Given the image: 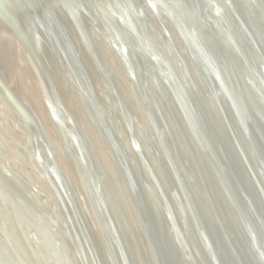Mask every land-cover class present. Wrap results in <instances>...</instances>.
<instances>
[{
	"label": "bare ground",
	"instance_id": "6f19581e",
	"mask_svg": "<svg viewBox=\"0 0 264 264\" xmlns=\"http://www.w3.org/2000/svg\"><path fill=\"white\" fill-rule=\"evenodd\" d=\"M102 1L104 0H98ZM116 1L122 5V9L119 8V4L113 2L109 6L111 10L107 12L112 19L103 24L102 19L92 10L93 0H40L37 3L38 8L49 26L39 19L30 3L32 0H0V5L3 4L5 11L24 29L35 53L44 63L48 75L53 78L65 109L81 135L100 181L103 198L131 263L151 264L146 249L139 243L137 232L139 229L132 219L134 209L121 186L117 163L68 72L64 60L66 54L72 59L71 64L76 73L81 75V81L88 86L87 93L91 101L99 108L106 125L121 147L134 178L136 190L153 216L152 225L157 234L156 242L161 258L164 254L163 261L168 259L170 264L210 262L209 254L203 249L201 241L200 256L195 247L197 239L199 240L196 230L198 222L194 218L196 215L199 222L202 223L204 220L205 227L210 220L219 239L226 244V251L220 248L223 264H264V188L260 187L264 183V172L258 163L260 159L253 153L239 121L233 114L232 104L234 108L239 105L236 91H232L233 97L231 92L228 93L232 102L230 104L220 88L213 85L215 82L213 75H216V72L212 65L203 63L197 56L207 58L203 55V49L208 47V52L218 66V73L227 76L234 85L240 84L238 92L241 93L250 115L253 114V120L261 123L264 135V124L261 121V118H264V22L261 20L259 9V2H262L264 7V0H229L248 29L253 42L239 27V22L226 0H181L195 17V22L189 25L179 7H175L174 10L180 16L178 22L184 30L181 29L184 32L182 36L173 30L169 21L171 11L168 7L163 8L160 0H154L164 9L162 12L158 8V15L152 12L146 0ZM134 1L142 10L140 17L144 18V25L149 28L152 38L144 32L143 25L138 22L139 18L132 5ZM46 2L51 6V12H54L49 15L50 17L46 15ZM1 24L3 23L0 21L1 28H4ZM78 25L87 29L95 46L97 58L125 102L131 130L141 148V158L150 164V171L144 168L133 149L118 102L108 90L102 73L97 70L82 43L77 30ZM106 27L111 28L114 34L121 38L115 37L118 39V42H115L116 47L113 46L114 42L108 36ZM200 31L206 35L204 39L206 44L203 45L201 52L200 50L198 54L195 52L197 58L195 61L189 43L195 51L196 48L193 46L197 42L195 34ZM11 34L7 31L5 38L12 37ZM204 41L201 43L204 44ZM150 52L158 55L159 64L164 69L170 65L169 70L179 77L186 90L189 105L195 106L194 114L196 116L199 114V123L208 136L215 133L220 137L222 135L223 138L225 135L236 137L234 144H228L225 139V148L221 143L219 146L221 145L220 153L227 167L229 161L235 164L233 167L230 165L233 170L229 168L230 171L227 172L236 186L238 184L236 177L240 178L244 186L240 189L241 194L244 193L242 201L246 202L248 199L253 204L254 208L251 203L248 205L247 216L241 214L247 219L249 228L243 218L240 217L239 222L227 208L222 192L216 183L213 184L214 178L209 174L203 158L205 153L209 154V148L199 147L194 141L179 104L156 70L150 66L152 63L147 58ZM241 52H245L249 58L256 82L250 75ZM72 53H76L78 60ZM128 62L134 67L130 74L126 70V67H130ZM0 80L36 123V129L51 149L56 164L71 190L76 208L83 216L91 244L98 253L99 264H108L107 258L100 251L101 238L97 220L88 211L87 197L77 168L71 159L73 149L68 152L62 144L59 128L48 110L46 96L40 85L41 76L24 46L7 47V43H0ZM224 85L229 86L226 83ZM138 88L143 92L146 104L149 105L148 111L138 96ZM159 92L169 102V109L166 108L165 100ZM155 125L159 129L165 149H161L156 142ZM197 133L201 132L197 130ZM31 144V136L26 126L18 118L13 117L9 107L0 97V162L10 167L21 182H27L36 189L38 195L47 199L35 195L34 201L38 199L36 205L39 211H32L21 202V197L13 199L8 196L9 191L6 187L8 185L6 183L3 185L0 181V264H69L71 256L66 251L65 239L68 235L57 227L58 221L55 216L60 215L44 173L26 154ZM68 144L73 148L71 139H68ZM164 150L171 155L168 153L167 155ZM167 156H170L172 164L169 169L171 174L168 175L161 166ZM199 171L204 180L209 179L212 182L207 191L199 179ZM233 173L236 174L235 177H232ZM217 175L221 176V173L217 172ZM181 194H184V197ZM164 200L167 201L166 204ZM167 205L177 217L175 221H178L181 227V236L176 232L173 221L168 216L169 210L165 208ZM221 207L224 209L223 213ZM25 222L33 227L32 234H40V237L34 234L37 238L36 244L31 245L27 240V232L23 228ZM251 231L254 232L253 235L250 234ZM229 242L233 244L232 247ZM190 244H193L194 250L188 248ZM167 250L169 257L165 255Z\"/></svg>",
	"mask_w": 264,
	"mask_h": 264
},
{
	"label": "water",
	"instance_id": "95a60500",
	"mask_svg": "<svg viewBox=\"0 0 264 264\" xmlns=\"http://www.w3.org/2000/svg\"><path fill=\"white\" fill-rule=\"evenodd\" d=\"M38 1L40 0H32V2L30 3L34 7V10L36 14L38 15L39 19L41 20V22L43 21L44 24H47L49 26L47 19L42 14V11H40V9L38 8V4H37L39 3ZM146 1L149 7L151 8L152 12H154L156 15L159 14L158 12L159 9L160 11L164 12L163 8L168 7L171 11L169 15V21L171 23V26L173 30L177 31V33L181 34V36L183 35L184 30L181 28L178 22V19L180 16L178 12L174 10L176 9L175 7L177 6L179 7V11L187 18L189 25L190 23L195 22V17L194 15H192L193 14L192 11H189L190 8L185 7L184 4L181 2V0H160L162 2L163 8L158 6L154 2V0H146ZM103 2H106V4ZM113 2H116V4H119V8L122 9V5L120 3H117L116 0H104L102 2H98V0H93L94 6H92L93 8L92 7L91 8L102 19L103 24L107 23L108 19L109 21L110 19H112V16L108 13L111 10L109 6L112 5ZM226 2L228 6L230 7L232 14H234L235 19L239 22V27L241 28L245 36L249 37L250 41L253 42L248 29L241 21L240 17L238 16V13H236L231 2L229 0L228 1L226 0ZM46 4L47 5L45 6V11L47 14L46 13L45 14L49 16L51 15L53 11L51 12V6H49L47 2ZM132 5L139 18L138 19L139 24L143 25L144 32L148 33L147 35L150 38H152V34L149 28L144 25L145 23L144 18L140 17L142 15L141 8L135 5V1ZM259 9H260V14L262 15L261 20L264 22V7L262 5V2H259ZM0 14L1 16H3L2 17L3 19L0 21L3 23L1 25L4 27V28H1L0 26V43L1 44L7 43V47H9L10 45H13V46L20 45V46H24L27 49V52H29V55L34 60L37 66V70L41 76L40 85L46 96L48 110L50 111L51 116L53 117L54 121L56 122V125L59 128L62 144L68 152L72 151L71 149H73V152L71 153V159H72L73 164L77 168L78 176L82 182L83 190L85 191V195L87 197L88 211L92 215V217L95 220H97L96 221L97 226H98L97 229L100 232V238H101L100 251L103 252L105 257L107 258L108 264H133L130 261L128 253L124 249V246L118 234L115 222L112 216L110 215L108 206L106 205L105 199L103 198V191H102L100 181L94 170L91 159L88 156L85 145L82 142V139L80 137L81 135L79 134V131L77 130V127L74 124L73 119L70 117V115L65 109L64 103L61 99L58 89L56 88V84L54 83L53 78L48 75V72L46 70L44 63L35 53L32 43L27 38V35L24 29H22L19 26V24L17 23L14 17L9 15L8 12L5 11L3 4L0 5ZM1 16H0V19H1ZM219 17L221 18V15H219ZM224 18L228 20L227 17H224ZM225 22L227 23L228 21H225ZM132 25L135 26L134 24ZM139 27L140 26H138V28ZM77 30H78L79 35L81 36L82 43L84 44L90 57L94 61L95 66L97 67V70L100 73H102L103 81L108 87V90H110L113 97L118 102V105L120 107L119 108L120 114H121L123 121L126 123L127 132H128L129 138L131 139L133 149L137 153V156L139 157V160L143 164L144 168L150 171L149 170L150 164L146 162V160L141 158V155H142L141 148H140L139 143L135 139L133 131L131 130L130 120L128 116L129 113H127L128 110L125 107V102L122 100L120 92L118 91L116 86L113 84L104 66L102 65L100 59L97 58V55L95 53V46H93L92 44V40L89 34L87 33V29L85 27L80 28L78 25ZM105 30L108 36L110 37V39L112 40V42H114L113 46L116 47L115 42H118L117 41L118 39H116L115 37L117 36V38L119 39L121 38L118 35L114 34L111 28L108 29V27H106ZM7 31L12 33L11 34L12 37H10L9 39L5 38ZM231 34L233 35L234 38H236L233 31H231ZM195 35H196L195 39L197 41L196 44L194 43L193 45L194 48H196L195 51L193 50L190 43H189V47L191 49L192 54L194 55L195 61H197L196 60L197 58L195 56L196 54H198V50H200L201 52L203 45L206 44L204 41L206 35L204 34V32H201V31L200 33L195 34ZM201 41L202 42L204 41V44L201 43ZM156 44L160 45L158 42H156ZM204 48L205 49H203V55L207 56V58H201L199 55L197 56L203 63H209L210 65H212L213 69L215 70L216 75L215 74L213 75L215 79V82H213V85L216 86V88H220L223 95L229 100L230 104H232V102L229 98L230 95L228 93L231 92V97H233L234 95H232V91L233 92L236 91V95L238 98L236 100L239 104L238 105L239 107L237 106V108L236 107L234 108L232 104L233 114L235 118H237V120L239 121L241 129L246 135L245 136L246 141L251 147V149L253 150V153H255L257 157L259 156L260 160L259 162L258 161L257 162L259 163L261 170L264 172V135L262 134L261 123L260 122L257 123L255 120H253L254 119L253 114L250 115V113L248 112V107H246L241 93L238 92V90L240 91V88H241L240 84L235 82L236 84L234 85V83L230 81V79L227 76L224 77L223 75L218 73L217 71L218 66L216 65L215 59L208 52V47L207 48L204 47ZM256 48L258 47L256 46ZM145 49L149 50V48H145ZM241 54L243 55L241 57H244V60H245V63L247 64L250 75L254 77L253 79L256 82V75H254V69L252 71L253 66L250 63L249 58L247 57L245 52L243 53L241 52ZM72 55H74L75 59L78 60L76 53H72ZM25 57L27 56L25 55ZM147 58L152 63L150 65L152 69L156 70L155 72L157 73V75H159V77L164 81L166 87L172 93V97L179 104V107L181 108L183 115L187 119V123L189 124V128H190L189 130L191 131L192 136L194 137V141L199 145V147L205 148L206 146H208L209 154L205 153L204 155L206 158L205 157L203 158L208 167L209 174L211 175V177L214 178V179L212 178L213 184L216 183V185L218 186V189L223 194V198L225 200L224 202L227 208L231 210V212L235 215V217H237L238 220L241 217L243 218V221L246 223L247 219L241 216V214L244 216H247L246 214L247 207L251 203L252 208H254L253 204L251 201L249 202L248 199L246 200V202L242 201L244 193L241 194L240 189L242 188L243 185L241 181L239 180L240 178L238 176L236 177V179H238V184L236 186L233 184L231 180V176L227 172V170L230 171L229 168L232 169V167L235 164L233 161H229L227 162L228 163V167H227L220 153L221 145L225 148V145H224L225 141H227L228 144L230 143L234 144V138L236 139V137L232 135L234 136V138H231L230 135L229 137L225 135L223 138L222 135L220 137V136L215 135V133H213L212 136L211 135L208 136V134L205 133V131H203L199 123V119H198L199 114H197V116L194 114L195 112L193 109L194 105L193 106L189 105V102H188L189 99L187 98L186 90L184 89L182 83L180 82L179 77L169 70L171 66L169 65V68L166 67L167 69H164L159 64V61H158L159 57L157 54L153 55L150 52L149 56L147 55ZM64 60L66 62V67L68 68V72L71 78L76 83L80 93L82 94L84 98L85 106L88 110V113L92 116L93 120L96 122L95 123L96 127L98 128L99 132L102 134V137L105 140V142L108 144L107 146L109 147V150H111L110 152L113 158L115 159V162L117 163V166L119 168V173H120L121 186L125 192V196L128 197V199L130 200V204L134 209L133 211L134 213L132 212V215H133L132 219L134 220L135 225L139 229L137 230V232L139 233L138 234L139 241H140L139 243L140 244L142 243L141 245L143 246V248L146 249V253H147L146 255L149 257L151 264H170L168 259L163 261L164 254H163V258H161V253L159 251V248L156 242L157 234L155 232L154 226L152 225L153 216L150 213L148 206H146L144 200L142 199L141 194H139L138 191L136 190L134 178L132 177L131 170L125 161L126 159L121 150L119 143L116 142L115 137L113 136L112 132L109 130L108 126L106 125L104 116L100 112L99 108L94 104L93 101H91L90 96L87 93L89 88L88 86L84 85V83L80 79V75L76 73V71L74 70V67L72 65L73 64L72 59L69 57V55L66 54L64 55ZM217 61L219 60L217 59ZM217 63L219 64V62ZM128 64L130 65V67L127 68L126 64H125V67H126V70L130 74L131 73L130 70L132 69L134 70V67L131 65L130 62H128ZM137 82L140 84V81L138 80V78H137ZM224 83L228 84L229 86H225ZM137 92H138L139 98L143 102V105L148 111L149 105L146 104V100L144 99L143 92L139 88ZM159 94L164 98L161 92H159ZM0 97L2 101L9 107V111L12 112L13 117L18 118L22 123H24V125L26 126L27 130L30 133L32 144L28 150L29 152L26 151V154L32 161H34L41 168L45 176L44 177L45 181L48 184V187L51 191V195L55 201V205H57L58 207L57 208L58 213H59L58 215L60 216H55L58 221L57 227L61 230L62 233L66 234V236L68 235V238L67 237L65 238L67 240L66 251L71 256V262H69L68 260V263L69 264H99L98 253L96 251V248L93 247V245L91 244L87 228L83 222L84 221L83 216L78 212L76 208V205L71 196V192H70L71 190L64 176L62 175L60 169L58 168L56 164V161H55V158H54V155L51 149L49 148L48 144L45 142L44 137L41 136L39 130L36 129V126H35L36 123L29 116L24 106H22V104L19 103L17 99L11 95L10 92H8L6 87H4L1 84V80H0ZM164 100L163 102L166 108L169 109L168 108L169 102L165 98ZM261 119H262L261 121H263V124H264V118H261ZM155 129H156L155 132L157 134L156 142L159 143L161 149L162 148L165 149L162 143L159 129L158 127H156V125H155ZM197 130L201 133L200 134L197 133ZM68 139L72 140L74 144L73 148H70L68 144ZM182 139L185 141L184 138ZM184 143L187 145L186 141ZM219 143H221L220 146H219ZM164 151H166V154L167 153L169 154L167 150H164ZM167 157L163 161L161 166H162V169L165 171V173L168 175V174H171L169 169L172 164H171L170 156H167ZM217 172H220L221 176H218ZM198 174H199V179H201L202 181L204 189L207 191L210 185H212V182H210L208 178H207L208 180H204L201 176L200 171L198 172ZM235 176L236 174L233 173L232 177H235ZM151 178H154V177L151 176ZM0 181H2L3 185L4 183L8 185L6 186L9 191L8 196L12 197L13 199H16L19 196L21 197V202L25 204V207H28L32 211H36V212L39 211L38 210L39 208L36 205L37 204L36 200L38 201V199L34 201V198H35L34 196L36 195L38 196V198H41V199H43L44 197L38 195L39 193L36 191V189L32 187L30 184H28L27 182L26 183L21 182V180L14 175L12 169L4 165V163L2 162H0ZM153 185L155 186V184ZM260 187H262L263 189L264 183ZM157 188L159 187L157 186ZM158 191L161 195L162 194L161 190L159 189ZM181 196L184 197V194H181ZM166 202L167 201H165V204ZM83 208L85 212V207ZM165 208L169 210L168 205L165 206ZM220 210L221 212L224 211L222 207L220 208ZM168 216L170 220L173 221L172 224L174 225L176 232H178V235L181 236L180 235L182 234L181 227L178 221H175L177 217L174 215V212H172L171 209L168 211ZM194 218L198 222L196 230L198 232L197 238H199V240L196 238L198 245L195 243L194 244H195V247L197 249L199 256H200V253L202 254V251L200 249V244H199L201 241V243L204 246L203 249H205L206 253L208 252L209 257H210L209 258L210 262L208 264H223V261H222L223 256L220 252V248L226 251L227 249L226 244L219 239L218 233L216 230L213 229L212 223L210 222V220L207 221L206 219L208 225L205 227L204 220L201 223L198 221L196 215L194 216ZM189 223H191L190 220H189ZM247 224L248 223H246V225ZM23 226H24L23 227L24 231L27 232L26 235H27V240L29 241V243H31V245L36 244L37 243L36 236L40 237V234L34 233L36 236L32 234L33 227L30 226V223L25 222ZM194 232L197 233L195 229H194ZM250 234L253 235L254 232L251 231ZM229 243H230V246L232 247L233 244L231 242ZM188 248L189 249L192 248V250H194L193 244H190V247ZM167 252L169 251L167 250L165 255L169 257Z\"/></svg>",
	"mask_w": 264,
	"mask_h": 264
},
{
	"label": "rangeland",
	"instance_id": "374dc122",
	"mask_svg": "<svg viewBox=\"0 0 264 264\" xmlns=\"http://www.w3.org/2000/svg\"><path fill=\"white\" fill-rule=\"evenodd\" d=\"M79 74V73H78ZM80 75V74H79ZM81 76V75H80ZM40 88V87H39ZM35 92V91H34Z\"/></svg>",
	"mask_w": 264,
	"mask_h": 264
}]
</instances>
